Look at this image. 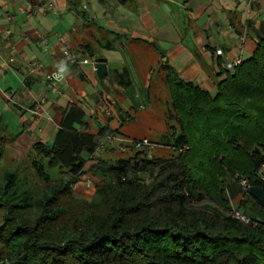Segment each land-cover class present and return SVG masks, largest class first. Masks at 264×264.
Masks as SVG:
<instances>
[{"label":"trees","instance_id":"1","mask_svg":"<svg viewBox=\"0 0 264 264\" xmlns=\"http://www.w3.org/2000/svg\"><path fill=\"white\" fill-rule=\"evenodd\" d=\"M255 33L253 55L225 71L215 95L160 65L168 119L180 130L177 156L95 157L118 130L91 133L70 103L52 143L32 146L62 170L60 180L34 161L49 183L42 197L14 171L0 185V264H264V204L248 191L264 189V21ZM3 152L0 145V160ZM88 171L99 180L92 200L74 191ZM240 193L256 207L247 223L231 214L230 197Z\"/></svg>","mask_w":264,"mask_h":264},{"label":"crops","instance_id":"2","mask_svg":"<svg viewBox=\"0 0 264 264\" xmlns=\"http://www.w3.org/2000/svg\"><path fill=\"white\" fill-rule=\"evenodd\" d=\"M263 21L264 0H0V75L22 82L12 96L29 116L15 142L52 143L70 103L91 133L119 130L142 95L129 89L156 71L162 81L161 64L215 95L222 63L253 55ZM92 62L106 63L104 78ZM54 72L63 79H48Z\"/></svg>","mask_w":264,"mask_h":264},{"label":"rangeland","instance_id":"3","mask_svg":"<svg viewBox=\"0 0 264 264\" xmlns=\"http://www.w3.org/2000/svg\"><path fill=\"white\" fill-rule=\"evenodd\" d=\"M92 59L93 61L95 60L94 58ZM157 73L158 71L154 73L155 78ZM0 76V145L4 147L0 160V185L4 184L6 173L14 171L16 172L17 180L28 187L33 197L37 199L42 197L45 191H47L49 183L37 174L33 167V162L38 161L41 163L53 182L60 180L62 170L57 167H49L47 160L32 150V146L35 143L30 146L26 142L25 144L27 145L15 142L22 135L25 137V133H22L24 129L23 122L29 117L27 114L20 112L17 106L23 107V104L17 102L16 96H12L15 93H17L16 95L23 93L20 89L22 82L9 72L1 73ZM155 78L150 82H135L134 86L129 89V94L134 93V91H139L142 94L140 100L137 99V107L124 115V122L117 132L116 139L118 143L115 144V147L110 150L109 145L112 142H108V145H106L104 141L100 147L102 149L101 153L95 157H99L109 163H114L118 159L132 158L137 151H146L149 156L162 158H170L180 153L179 150L177 151L172 146L180 130L176 122L168 119L167 113L169 102L171 101L169 89L160 78ZM10 89L12 92L9 91ZM117 99L121 102V99L118 97ZM24 137L22 138L24 139ZM143 139H147L152 146H144L139 149L130 146L128 148L124 147L132 140ZM121 140L123 141L122 143ZM89 166L90 163L87 164V169ZM88 181L92 183L90 187L87 186ZM98 181L88 171L87 175H84L75 186L74 191L76 196L85 200H92L95 191L94 184H97ZM53 182L50 185L54 184ZM104 182H106V179H103L100 184ZM243 184L244 182H242ZM94 199L95 201H99V198ZM229 205L232 208L231 214L241 222L247 223L248 221H243L237 217L236 213H239L240 216H243L247 220L248 213L257 216L255 213V203L248 196L241 193L235 198L230 197Z\"/></svg>","mask_w":264,"mask_h":264},{"label":"built area","instance_id":"4","mask_svg":"<svg viewBox=\"0 0 264 264\" xmlns=\"http://www.w3.org/2000/svg\"><path fill=\"white\" fill-rule=\"evenodd\" d=\"M242 59L241 58H235V59H233V60H230V59H227V60H225L223 63H222V68H223V70L224 71H227V72H233L234 70H235V68L237 67V66H239L241 63H242ZM90 62V60L89 59H84L83 61H82V63L83 64H87V63H89ZM92 64H94V62H92ZM47 78L48 79H55V80H58V81H60V80H62L63 79V74L62 73H60V72H54V73H52V74H49L48 76H47ZM108 140V142H112L113 141V139L112 138H108L107 139ZM123 141L121 140V143H122ZM132 147V148H141V147H151L152 145L150 144V142L147 140V139H143V140H132V141H130L129 142V144L127 145L126 144V146H124V147H126V148H128V147ZM124 147H123V149H124ZM264 171V170H263ZM260 178L264 181V172H260ZM92 183L90 182V181H88L87 182V186L88 187H90V185H91ZM237 214V217H239V218H241L243 221H248L246 218H244L243 216H240V214L239 213H236Z\"/></svg>","mask_w":264,"mask_h":264},{"label":"water","instance_id":"5","mask_svg":"<svg viewBox=\"0 0 264 264\" xmlns=\"http://www.w3.org/2000/svg\"><path fill=\"white\" fill-rule=\"evenodd\" d=\"M94 69L99 78H104L107 73L106 63L105 62H95ZM249 194L255 198L260 203L264 204V189L259 186H251L249 189Z\"/></svg>","mask_w":264,"mask_h":264},{"label":"clouds","instance_id":"6","mask_svg":"<svg viewBox=\"0 0 264 264\" xmlns=\"http://www.w3.org/2000/svg\"><path fill=\"white\" fill-rule=\"evenodd\" d=\"M62 71H63V69H62Z\"/></svg>","mask_w":264,"mask_h":264}]
</instances>
